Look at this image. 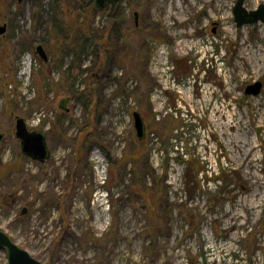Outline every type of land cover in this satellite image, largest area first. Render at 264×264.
Masks as SVG:
<instances>
[{"label":"rangeland","instance_id":"obj_1","mask_svg":"<svg viewBox=\"0 0 264 264\" xmlns=\"http://www.w3.org/2000/svg\"><path fill=\"white\" fill-rule=\"evenodd\" d=\"M52 1L0 0V228L46 264H264V88L245 93L264 83V24L237 27V0H121L68 73ZM17 117L48 160L22 154Z\"/></svg>","mask_w":264,"mask_h":264},{"label":"water","instance_id":"obj_2","mask_svg":"<svg viewBox=\"0 0 264 264\" xmlns=\"http://www.w3.org/2000/svg\"><path fill=\"white\" fill-rule=\"evenodd\" d=\"M24 0H18V3H22ZM121 0H94L96 8L103 12L107 8L112 12L117 4ZM245 0H237L234 7V16L237 27H242L248 24L263 23L264 24V4H260L255 10L248 11L245 7ZM136 26L139 25V13L135 12ZM7 31V24L0 23V35H4ZM36 53L44 60L47 61V55L44 47L39 44L36 47ZM264 84L262 81H256L248 85L245 89L246 95L258 96L262 93ZM66 99H62L59 104L64 108ZM134 125L137 131V136L140 140H143L146 136L145 123L143 117L139 111H135L133 114ZM16 137L20 140L22 154L34 161L45 162L50 157V150L45 133L42 130L29 129L26 121L22 117L16 118ZM4 138V134L0 133V151L1 142ZM27 209L24 208L22 214H26ZM0 248L6 251L8 264H46L33 257L27 250L21 248L13 239L0 228Z\"/></svg>","mask_w":264,"mask_h":264},{"label":"trees","instance_id":"obj_3","mask_svg":"<svg viewBox=\"0 0 264 264\" xmlns=\"http://www.w3.org/2000/svg\"><path fill=\"white\" fill-rule=\"evenodd\" d=\"M78 2L77 5L73 7L75 10H71L72 5ZM5 14V12H4ZM95 14H101L94 3V0H53L50 4V15L52 24L48 29V35L46 43L51 44V37L54 39L52 42L55 44V49H60L64 51L63 55H68L70 52L74 53V60L72 65L68 68V73L71 72L76 67V64L82 65V57L88 52L89 48H93L94 51L100 50V46L103 45V41L107 36V32H116L119 28L122 15L114 11L108 13L109 23H113L109 28L104 30L101 37H98V43L94 44L95 34H98V29H93ZM98 30V31H97ZM109 33V34H110ZM94 34V36H89ZM63 58H61L60 63H63ZM79 67V68H80ZM145 139V138H144ZM143 139V141H144ZM199 171L195 173L187 174L184 177L185 183L189 185H195L199 183L200 180L197 179ZM208 179V177L206 176ZM218 180L225 179L223 176H218ZM158 226V224H156ZM155 225V226H156Z\"/></svg>","mask_w":264,"mask_h":264}]
</instances>
